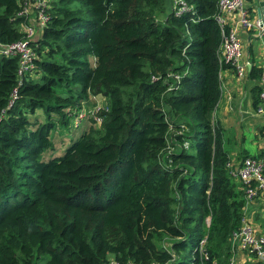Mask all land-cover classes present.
Returning a JSON list of instances; mask_svg holds the SVG:
<instances>
[{
    "label": "trees",
    "instance_id": "obj_1",
    "mask_svg": "<svg viewBox=\"0 0 264 264\" xmlns=\"http://www.w3.org/2000/svg\"><path fill=\"white\" fill-rule=\"evenodd\" d=\"M174 1L55 0L33 75L0 56V264L231 263L246 199L215 121L219 0H184L181 16ZM21 13L0 0L1 45L24 39ZM99 95L102 125L46 159Z\"/></svg>",
    "mask_w": 264,
    "mask_h": 264
},
{
    "label": "built area",
    "instance_id": "obj_2",
    "mask_svg": "<svg viewBox=\"0 0 264 264\" xmlns=\"http://www.w3.org/2000/svg\"><path fill=\"white\" fill-rule=\"evenodd\" d=\"M248 0H219L218 13L215 21L222 32L223 42L218 50V58L221 67L230 66L234 69L239 79H244L250 63L244 61V46L236 29H227V18L235 14L240 15V23L249 29L259 28L264 31L261 21L253 23L246 13ZM22 13L26 15L27 22L21 26L24 39L12 45L0 44V56L17 57L19 60L18 80L21 83L27 76L34 73L35 63L38 60L37 45L40 36L49 23L47 10L51 7L50 0H20ZM173 8L178 16L191 11L184 0H175ZM31 10H34L32 16ZM40 34L37 35V32ZM180 81V76H173ZM262 91L260 93L261 108L258 113L264 111V64L263 77L261 80ZM172 90V89H170ZM17 98V90L14 91L10 105L12 106ZM96 96H91L88 101L74 112L71 117L72 127L79 129L83 122L91 121L95 127H100L104 121L103 112L108 111ZM5 112L2 113V118ZM1 122V119H0ZM70 122V127H71ZM231 177L238 181L245 192L246 203L243 208L244 216L241 227L231 237L233 258L230 264H237L235 255L237 252H245L254 259L257 264H264V232L260 227L253 224L256 214V202L264 194V155L261 158H246L238 168H232L229 164ZM207 239L200 244V252L207 257L205 251ZM118 264V263H112ZM131 264V263H130ZM157 264V263H151Z\"/></svg>",
    "mask_w": 264,
    "mask_h": 264
},
{
    "label": "crops",
    "instance_id": "obj_3",
    "mask_svg": "<svg viewBox=\"0 0 264 264\" xmlns=\"http://www.w3.org/2000/svg\"><path fill=\"white\" fill-rule=\"evenodd\" d=\"M54 1L50 0L51 3ZM258 1L248 0L246 5V13L253 23L260 21L256 13ZM33 13L34 10H31L30 15ZM227 29H236L244 46V61L250 63L244 79H239L230 66L223 68L220 73L222 97L215 118L223 130L224 149L229 155V164L235 169L245 158L258 159L264 155V111L258 113L261 108L260 97L259 106L254 104V88L258 85L261 88V81L250 77L253 67L263 71L264 31L259 28L249 29L241 24L239 14L227 18ZM96 97L105 107H109V100L105 96ZM235 183L239 185V190H242L240 183L236 180ZM252 223L264 232V226L262 228L258 221L254 220ZM235 260L237 264H257L245 252H237Z\"/></svg>",
    "mask_w": 264,
    "mask_h": 264
},
{
    "label": "rangeland",
    "instance_id": "obj_4",
    "mask_svg": "<svg viewBox=\"0 0 264 264\" xmlns=\"http://www.w3.org/2000/svg\"><path fill=\"white\" fill-rule=\"evenodd\" d=\"M37 115L40 119L44 120V117L41 113H38ZM215 121H216V119H215ZM72 123H73V121L71 122V127L68 126L65 128L57 129L53 133L52 140L54 143L55 151H51V152H48L47 154H45L46 159H49L53 156H58V157L63 156L65 154V151L67 150V148H69L75 141H77L84 134V132L86 130H88L93 125V123L91 121L83 122L79 129H74L72 127ZM256 205H257L256 206V214L254 216L255 221H257L256 220L257 218H259V219L263 218V215H264L263 214L264 196L260 197V199L256 202ZM260 225H261V223H260ZM261 227H262V225H261Z\"/></svg>",
    "mask_w": 264,
    "mask_h": 264
},
{
    "label": "water",
    "instance_id": "obj_5",
    "mask_svg": "<svg viewBox=\"0 0 264 264\" xmlns=\"http://www.w3.org/2000/svg\"><path fill=\"white\" fill-rule=\"evenodd\" d=\"M256 13H257L258 20H260L262 24L264 25V0L258 1L257 7H256Z\"/></svg>",
    "mask_w": 264,
    "mask_h": 264
}]
</instances>
